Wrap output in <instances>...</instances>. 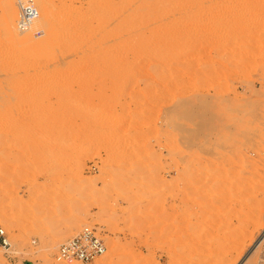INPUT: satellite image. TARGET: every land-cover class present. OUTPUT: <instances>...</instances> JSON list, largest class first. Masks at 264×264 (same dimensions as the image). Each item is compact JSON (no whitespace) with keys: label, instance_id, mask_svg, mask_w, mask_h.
Listing matches in <instances>:
<instances>
[{"label":"rangeland","instance_id":"obj_1","mask_svg":"<svg viewBox=\"0 0 264 264\" xmlns=\"http://www.w3.org/2000/svg\"><path fill=\"white\" fill-rule=\"evenodd\" d=\"M86 227L91 264H264V0H0V264Z\"/></svg>","mask_w":264,"mask_h":264},{"label":"built area","instance_id":"obj_2","mask_svg":"<svg viewBox=\"0 0 264 264\" xmlns=\"http://www.w3.org/2000/svg\"><path fill=\"white\" fill-rule=\"evenodd\" d=\"M37 18L38 11L34 6L20 4L18 28L22 33L30 32ZM0 248L6 251L11 248L9 236L3 228H0ZM106 251L107 247L100 233L94 228L86 227L59 247L58 256L65 264H91L104 256Z\"/></svg>","mask_w":264,"mask_h":264},{"label":"bare ground","instance_id":"obj_3","mask_svg":"<svg viewBox=\"0 0 264 264\" xmlns=\"http://www.w3.org/2000/svg\"><path fill=\"white\" fill-rule=\"evenodd\" d=\"M13 2V1H12ZM10 3L9 4V22H10V24L12 25H15V21H16V19H17V16H18V13H17V11H18V9L16 8V5L14 6V4L13 3ZM14 3H16L15 1H14ZM17 9V10H16ZM36 21H37V19H36ZM36 21L34 22V25H35V23H36ZM45 24V22L43 21V25ZM42 25V24H41ZM42 25V26H43ZM8 26H9V24H8ZM14 27V26H13ZM129 27V26H128ZM12 29H14V28H12ZM11 30V29H10ZM15 32V31H14ZM74 32V31H73ZM63 35V34H62ZM61 35V36H62ZM106 77V76H105ZM2 118V117H1ZM2 121V120H1ZM8 124V123H7ZM194 144V143H193ZM201 146V145H200ZM197 147V146H196ZM186 149V148H185ZM196 152V151H195ZM189 153V152H188ZM190 155V154H189ZM193 155V154H192ZM197 155H199V154H197ZM190 158H191V156H190ZM202 158V157H201ZM208 158V157H207ZM197 159V158H196ZM192 160V159H191ZM201 160V159H200ZM210 160V159H209ZM190 161V160H189ZM198 162V161H197ZM189 165H190V163H189ZM212 165V164H211ZM191 167V166H190ZM209 167V166H208ZM212 167V166H211ZM198 168V167H197ZM211 170V169H210ZM200 171V170H199ZM194 174V173H193ZM262 240H264V234L262 235V237L259 239V243L262 241ZM257 242V245L259 244ZM256 245V246H257Z\"/></svg>","mask_w":264,"mask_h":264}]
</instances>
